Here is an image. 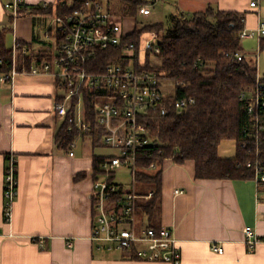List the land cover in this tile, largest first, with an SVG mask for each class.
I'll use <instances>...</instances> for the list:
<instances>
[{"label": "crops", "instance_id": "crops-1", "mask_svg": "<svg viewBox=\"0 0 264 264\" xmlns=\"http://www.w3.org/2000/svg\"><path fill=\"white\" fill-rule=\"evenodd\" d=\"M12 1L0 0V31H7V49L12 51L17 43L27 46V70L34 61L53 60L56 42L45 36L52 18L37 12L13 20L5 10ZM25 2L30 8H41L56 0ZM159 2L184 19L208 8L235 11L245 16L246 30L254 27L253 14L259 22L264 18V0L258 9L250 8L251 0ZM123 27L127 35L136 29ZM22 60L17 63L20 74L15 81H0V264H164L132 259L129 252L96 250L91 241L93 158L108 155H96L83 146L81 155L74 151L71 157L70 149L57 142L64 122L56 116L54 104L64 91L51 75L23 72ZM87 137L93 148L104 146L96 135L80 139ZM222 145L221 158L236 157L237 143L236 148ZM10 155L18 160L19 186L12 220L6 223L4 179ZM177 190L184 193L176 195ZM158 226L173 231L182 253L181 264H264V243L250 252L244 235V229L251 227L264 239V191L257 194L255 180H197L193 162H167ZM214 245H221L224 254H218Z\"/></svg>", "mask_w": 264, "mask_h": 264}, {"label": "built area", "instance_id": "built-area-1", "mask_svg": "<svg viewBox=\"0 0 264 264\" xmlns=\"http://www.w3.org/2000/svg\"><path fill=\"white\" fill-rule=\"evenodd\" d=\"M160 0H153L152 4L140 8L139 14L150 16L151 5ZM261 0H251L250 8L258 9ZM64 5L69 9L62 15H55L52 23L46 29L47 39L56 42L54 59L34 61L27 70L29 50L27 46L17 43L13 50V68L7 74L0 76L2 83L15 81L20 71L17 63L22 58L23 72L31 75H51L56 80L64 95L54 104L56 116L67 123V130L76 139L84 136H100L104 146L118 150L116 156H107L102 164L103 175L94 180L92 201L95 205L96 217L91 235V241L98 251L130 252L136 248L139 260L150 263L181 264L182 253L178 240L173 231L167 227L159 230L143 226L137 227L135 206L138 201L150 200L154 193L139 195L134 191L124 189L121 199H116L120 185L115 182V173L119 169H129L135 182L138 172V152L154 145L152 131L149 128L150 119L166 118L175 112H184L196 104L194 97H177L164 95L162 80L154 71L152 62L150 68L146 66L147 54L151 59H158L160 54L159 35L156 32L148 34L142 39L138 50L134 43L126 44L122 48L119 62L107 65L103 70L90 71L100 52L111 48H119L127 37L121 18L116 15L114 6H109L102 0H85L79 5L74 0H68ZM45 4L41 8L46 9ZM5 10L13 20L29 13L31 8L25 0H13L5 5ZM257 37L264 38V23L256 32L250 33L246 29L240 34L241 39ZM20 56V58H19ZM245 62L250 67L258 69V59L253 57L254 66L250 65L251 56L243 51L226 53ZM3 61L0 59V65ZM176 84L175 86H179ZM88 91L96 94L95 111L98 129H94L88 121V113L84 105V93ZM248 96L242 95L245 99ZM62 99V100H61ZM77 99L74 112L71 114L72 101ZM264 111V84L258 80L257 88L250 97L247 106L249 115L256 118V133L262 130L259 115ZM101 130L103 134L100 135ZM259 144V137H256ZM249 140L242 142L246 148ZM75 141L71 143L69 155L74 156ZM255 169L257 194L264 191V165L260 162L249 163ZM157 164L152 163L146 168L156 170ZM18 160L14 155L7 157L4 179V220L10 223L13 217V206L18 197ZM177 190L176 195L183 194ZM245 244L250 252H254L258 245L264 243L256 231L251 227L244 229ZM1 238V236H0ZM68 247L73 248L69 242ZM213 249L220 255L224 254L221 245H214Z\"/></svg>", "mask_w": 264, "mask_h": 264}, {"label": "trees", "instance_id": "trees-1", "mask_svg": "<svg viewBox=\"0 0 264 264\" xmlns=\"http://www.w3.org/2000/svg\"><path fill=\"white\" fill-rule=\"evenodd\" d=\"M85 0H74L79 5ZM109 6H116V15L137 19L142 6L152 4L153 0H102ZM68 0H56L54 4L44 8H31L22 16L43 13L54 17L69 12L64 5ZM245 30V16L235 11H220L208 8L184 19L173 15L170 24L144 26L136 28L127 35L123 45L99 53L90 71L103 70L107 65L120 60L122 48L134 43L139 50L146 34L156 32L159 35L160 54L153 68L159 79L172 81L177 86V97H194L196 104L184 112H175L166 118L150 119L154 145L138 152V172L135 182L150 185L154 193L150 200L136 203L135 215L137 227H153L159 230L158 215L161 210L163 174L167 162L184 165L195 164L197 180H243L255 179V169L249 167L260 162L264 165V111L259 115L262 130L256 133V118L247 112L250 97L260 80L264 84L258 69L245 62H239L226 53L242 51L240 34ZM7 31H0V76L12 70L13 54L5 44ZM261 51H264V39L261 40ZM152 62L147 54L146 66ZM248 97L243 99L242 95ZM96 94L86 91L84 105L88 113V121L94 129L96 123ZM62 100V99H61ZM77 99L72 101L71 114L74 112ZM103 134L102 130L100 135ZM259 144H256V137ZM76 136L67 130L64 122L57 142L69 148ZM250 143L243 148L242 142ZM100 142V136L97 137ZM223 141L237 143L236 157L221 158L219 148ZM107 156L93 158L94 179L103 175L102 164ZM152 163L157 169L146 170ZM124 187L120 189L116 199H121ZM139 195H146L141 193ZM93 220L96 217L95 205H92ZM132 259H138L136 248L129 252Z\"/></svg>", "mask_w": 264, "mask_h": 264}, {"label": "rangeland", "instance_id": "rangeland-1", "mask_svg": "<svg viewBox=\"0 0 264 264\" xmlns=\"http://www.w3.org/2000/svg\"><path fill=\"white\" fill-rule=\"evenodd\" d=\"M164 2H158L153 5H151V11L152 14L150 16H142L139 15L137 19L131 20H123L122 18L118 19L119 24H124L126 26V29L128 31H132L134 28H142L144 26H152V25H157V24H163L165 27H168L170 24V18L172 15V12H168L164 6ZM114 10L117 11L116 6H114ZM177 15V14H175ZM254 18L252 20V24H254L253 28H248L247 31L250 33L256 32L258 27L260 26L261 23H264V18L256 20L255 17L258 18L257 14H253ZM50 18L53 19V17L50 16ZM124 22V23H123ZM52 21H50V24ZM149 36L146 34L144 36V39H147ZM260 41L257 37L254 38H248V39H242L241 45L244 49V53H246L249 56H254L256 59H258V73L261 78H264V51H261L260 49ZM152 60V65L155 66L158 62L157 60ZM162 89L164 95L168 96H174L176 93V86L175 83L172 81L168 80H162ZM77 148L74 149L76 152L77 156L81 155L82 153V148L83 146L89 147L90 151L94 154H99V155H108V156H116L119 154L118 150H114L112 148H108L105 146H97L94 147L91 145L92 144V139L90 137H87L85 139H78L77 140ZM222 148L225 146L228 147H233L235 145L236 148V143L234 141H223L222 142ZM115 182L118 185H122L125 190L127 191H134L137 194L141 193H148L152 187L150 185H144L139 182H134L133 178L131 176L130 170L129 169H119L115 173Z\"/></svg>", "mask_w": 264, "mask_h": 264}]
</instances>
